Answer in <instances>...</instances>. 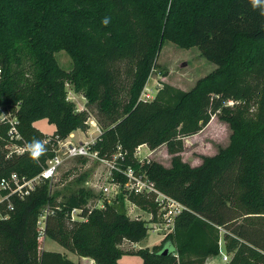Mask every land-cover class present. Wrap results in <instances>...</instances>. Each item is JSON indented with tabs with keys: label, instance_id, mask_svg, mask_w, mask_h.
I'll return each mask as SVG.
<instances>
[{
	"label": "trees",
	"instance_id": "1",
	"mask_svg": "<svg viewBox=\"0 0 264 264\" xmlns=\"http://www.w3.org/2000/svg\"><path fill=\"white\" fill-rule=\"evenodd\" d=\"M166 40L198 46L217 69L189 90L164 83L145 100ZM60 50L71 56L70 70L58 62ZM0 68V115L6 109L18 117L32 149L8 155L9 124L0 125V179L38 174L54 155L56 136L89 129L90 112L68 98L71 84L98 110L99 155L131 166L185 205L175 233L133 252L143 264H179L176 253L182 263L186 255L200 262L218 255L221 227L228 264H264V0H0ZM218 111L232 129L230 143L193 166L180 155L184 139ZM42 118L56 127L50 136L34 124ZM141 144H166L175 153L171 165L138 158ZM90 196L80 187L58 198L45 180L14 199L10 217L0 218V264H75L61 251L41 249L37 222L48 206L46 239L98 264H122L129 252L122 244L142 241L149 226L127 214L123 196L93 209ZM127 198L156 213L153 194L132 191ZM74 207L86 218L71 219Z\"/></svg>",
	"mask_w": 264,
	"mask_h": 264
},
{
	"label": "rangeland",
	"instance_id": "2",
	"mask_svg": "<svg viewBox=\"0 0 264 264\" xmlns=\"http://www.w3.org/2000/svg\"><path fill=\"white\" fill-rule=\"evenodd\" d=\"M56 57L62 67L67 70L72 68L73 61L65 50L56 52ZM216 69L217 65L203 56L198 46L182 47L171 40H166L160 49L157 66L153 69L142 95L145 96V93H149L152 96L150 98H154L164 83L173 85L176 88L189 90L199 80L215 72ZM67 90L68 98L75 102L76 107L80 110L87 109L90 112V119H94L101 128L97 108L92 105L89 106L86 97L82 93L76 92L71 84H67ZM228 104L231 105V102ZM3 112L11 114L6 109H3ZM219 113V111L214 113L209 123L200 132L185 137V148L180 152V155L191 165L198 164L202 160L203 154H216L221 148L226 147L230 143L232 129L227 121L220 119ZM0 125L3 124L0 122ZM35 126L49 136L56 128L46 118L35 121ZM100 133L97 126L92 125V128L90 126L87 131H78L76 135L70 134L61 139L78 142L82 138L86 139L99 135ZM4 147L8 152L13 149L9 144ZM150 149L149 147L142 148L137 153L138 158L143 160L149 158L159 161L165 166L171 165V160L175 153L169 152L166 144L155 149ZM149 150L151 153L146 155ZM116 158L117 154L114 156V159ZM109 161L111 160L101 156L100 158L91 156L69 158L60 166L57 174L50 181L51 191L58 198H62L63 195H68L71 191H76L78 188L84 187L91 194L87 204L90 209L96 207L104 208L107 204L118 202L123 196L127 214L131 218L144 220L147 226H149V230L148 235L139 245H134L127 241L122 244V247L129 252L122 256L121 261H119L122 263L140 264L143 260L142 257L133 254V252L145 247L152 249L155 245L161 244L170 234L175 233V229L165 230L167 228L164 222L154 221H159L156 214L153 217L154 220H150L151 210L142 208L127 198V187L124 184V180L119 176L123 175V173L113 168V164ZM105 185L110 186V192H106L103 189ZM238 222H243V219L240 218ZM37 225L38 229L41 230L42 223L37 222ZM157 226H162L164 230L155 229ZM260 226L264 227L263 219H260ZM226 230L224 227L220 228V235L222 237H220L218 244L221 252L218 255H209L202 262H200V258L186 255L184 256L186 262L182 263V261L180 262L178 253H176L179 264H228L232 255L225 251V240L223 236ZM41 249L67 251L69 253L68 256H73L72 251L63 247L58 241L50 238L44 239Z\"/></svg>",
	"mask_w": 264,
	"mask_h": 264
},
{
	"label": "built area",
	"instance_id": "3",
	"mask_svg": "<svg viewBox=\"0 0 264 264\" xmlns=\"http://www.w3.org/2000/svg\"><path fill=\"white\" fill-rule=\"evenodd\" d=\"M150 97L152 96L149 93H145V96L142 95V98L145 100L153 99ZM229 102H231V104L234 103L233 100H229L228 103ZM0 122L2 124H9L6 137L7 143L5 146L9 144L13 149L8 152V155L32 150L26 143H24V138L18 127L19 119L17 116L3 112L0 115ZM89 124L91 128L92 125L97 126V129L101 132V128L94 121V119H90ZM97 137L98 135L79 140L78 142H73L68 139L63 140L56 136V141L53 143L54 155L47 160L38 174L28 177L26 175H20L17 172H12L10 175L2 177L0 179V218L8 219L11 215V211L15 208L13 202L14 199H25L28 195L35 191L42 182L45 180L51 181L57 174L60 166L69 158L90 156L100 158L99 151L93 148ZM51 139V137H48L45 141H51ZM141 145L137 147L136 155L140 152ZM109 162L113 164V168L121 171L123 175L127 177L124 184L127 187L128 192L133 191L140 194L149 193L154 195L157 210L156 213L153 211L150 212V220H154L153 217H155L156 214L159 221H154L161 223L164 222L167 228L165 230L168 231L169 229H175L176 217L185 209L184 203L173 195H170L156 187L153 180H151L148 176L144 177L143 175H138L131 166L121 168L116 166L114 161ZM103 189L106 192L111 191L110 186L108 185H105ZM49 212L50 208L48 206L43 209L38 219V222L42 223V229L39 230V238L43 241L46 238L45 224ZM70 218L85 219L86 217L83 216L81 207H74L70 212ZM155 229L164 230L162 226H157ZM225 256L228 257L226 254Z\"/></svg>",
	"mask_w": 264,
	"mask_h": 264
},
{
	"label": "crops",
	"instance_id": "4",
	"mask_svg": "<svg viewBox=\"0 0 264 264\" xmlns=\"http://www.w3.org/2000/svg\"><path fill=\"white\" fill-rule=\"evenodd\" d=\"M34 124H35V122H34ZM80 132L81 130H76V131H74L73 133H71V135H76V133L77 132ZM84 138H82L81 140H83ZM144 147H148V145L147 144H142L141 145V149L142 148H144ZM150 149V148H149ZM151 150V149H150ZM149 150V151H150ZM149 151H147V153H146V155H148V154H150L151 153V151L149 152ZM149 159V158H148ZM202 162V160L198 163V164H200ZM198 164H195V165H198ZM195 165H193V166H195ZM46 239V238H45ZM141 242V241H140ZM140 242H137V243H132V244H134V245H139V243ZM64 255H66L68 258H70V259H72L74 262H75V264H98L96 261H95V259H93L92 257H90V256H82V255H79V254H77V253H73L72 252V254H73V256H68L69 255V253L67 252V251H61ZM127 253H125V254H123L122 256H124V255H126ZM122 256L119 258V260L121 261V258H122ZM143 259V258H142ZM119 261V262H120ZM120 263H122V262H120ZM122 264H130V263H122ZM140 264H143V260H142V262H140Z\"/></svg>",
	"mask_w": 264,
	"mask_h": 264
},
{
	"label": "clouds",
	"instance_id": "5",
	"mask_svg": "<svg viewBox=\"0 0 264 264\" xmlns=\"http://www.w3.org/2000/svg\"><path fill=\"white\" fill-rule=\"evenodd\" d=\"M262 2V0H255V3L256 4H260ZM105 24L108 23V19L105 18L104 21H103Z\"/></svg>",
	"mask_w": 264,
	"mask_h": 264
},
{
	"label": "water",
	"instance_id": "6",
	"mask_svg": "<svg viewBox=\"0 0 264 264\" xmlns=\"http://www.w3.org/2000/svg\"><path fill=\"white\" fill-rule=\"evenodd\" d=\"M168 250H169L168 248H165L164 253L166 254L168 252Z\"/></svg>",
	"mask_w": 264,
	"mask_h": 264
}]
</instances>
